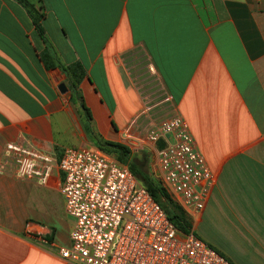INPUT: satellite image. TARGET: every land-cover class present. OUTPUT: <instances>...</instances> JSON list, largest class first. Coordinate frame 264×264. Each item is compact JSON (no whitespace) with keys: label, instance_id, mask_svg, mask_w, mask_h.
<instances>
[{"label":"crops","instance_id":"0c3cea01","mask_svg":"<svg viewBox=\"0 0 264 264\" xmlns=\"http://www.w3.org/2000/svg\"><path fill=\"white\" fill-rule=\"evenodd\" d=\"M41 1L59 59L85 70L90 116L61 68L43 64L25 9L0 0V264H79L57 253L73 221L60 173L53 167L43 183L15 175L1 162L3 144L21 137L58 156L66 146L99 148L96 129L103 140L135 135L142 100L130 69L154 74L211 173L202 209L186 213L190 228L234 264H264V0ZM131 136L138 142L119 141L129 154L160 143Z\"/></svg>","mask_w":264,"mask_h":264},{"label":"built area","instance_id":"2783aa9c","mask_svg":"<svg viewBox=\"0 0 264 264\" xmlns=\"http://www.w3.org/2000/svg\"><path fill=\"white\" fill-rule=\"evenodd\" d=\"M141 70L145 71L141 76L137 74L138 80L149 72ZM142 83L135 84L137 89ZM163 99L171 100L167 93ZM143 105L142 101L139 111L149 107ZM141 128L150 142L156 144L160 140L155 151L161 183L176 195L185 213L200 211L211 173L196 150L184 119L173 112L155 122L148 121ZM1 162H8L15 175L39 183L47 179L53 167L60 173L57 187L64 211L73 221L69 244L59 246L57 253L67 261L234 264L191 228L178 229L128 165L100 148L66 146L55 156L20 137L5 141Z\"/></svg>","mask_w":264,"mask_h":264},{"label":"trees","instance_id":"16d2710c","mask_svg":"<svg viewBox=\"0 0 264 264\" xmlns=\"http://www.w3.org/2000/svg\"><path fill=\"white\" fill-rule=\"evenodd\" d=\"M15 1L25 9L26 14L43 43V48L39 52V57L43 64L45 67H53L57 65L61 68L73 100L77 101L79 108L87 117H89V109L83 100L79 86L81 79L85 75V70L81 62L78 59H74L70 62L64 63L59 59L55 48L50 42L41 24V18L44 16V8L41 0ZM103 143L105 146L99 145L98 147L104 149L106 152L112 153L118 161L125 162L128 165L129 169L139 177L152 198L163 208L171 222L182 231L188 230L190 228V222L182 207L178 203L172 201L167 188L158 178L153 177L147 171L140 170L136 161L133 160L132 157H129V148L127 145L114 140H103ZM135 166L139 169V172L136 171Z\"/></svg>","mask_w":264,"mask_h":264},{"label":"rangeland","instance_id":"374dc122","mask_svg":"<svg viewBox=\"0 0 264 264\" xmlns=\"http://www.w3.org/2000/svg\"><path fill=\"white\" fill-rule=\"evenodd\" d=\"M130 75H133V80L137 79L135 84H140L144 82L143 80H147L148 83L143 84L139 86V94L141 96L142 101L144 102L145 107L149 105L148 108H145L143 111H139L137 115L133 116L131 119L129 126L135 131V135L131 134L129 132H126L124 136H120L117 131L115 130V133H112L111 131L108 132L105 136L107 139L110 140H115V141H121V140H135L132 138L131 135L137 136L142 140V142L146 141V138L144 137L143 134V128L142 125L148 121L155 122L156 120L168 116L171 113L174 112L173 109V102L171 100H164L163 96L166 94V92L159 86L157 83V79L154 77L153 73L146 72L147 74H144L141 80H138L137 72L141 69H135L132 71L130 69ZM136 74V76H134ZM148 84V86H147ZM142 106V107H143ZM142 109V108H141ZM139 123V125H138ZM93 124L96 125V121H93ZM137 125V126H136ZM100 124H97V127H99ZM137 134V135H136ZM94 138L100 146H105L103 143V133L99 130L96 129L94 132ZM138 142L137 140H135ZM142 148L140 146H135L132 147V150L130 152V156L132 157L133 160L136 161L137 166L140 168L142 171H147L149 172L153 177L158 178V168H157V163H156V151L153 149L152 146L150 147H145V151H141ZM143 153V154H142ZM136 171L139 172L137 167L135 166ZM159 179V178H158ZM167 191L170 194V197L173 202L178 203V199L176 195L167 188ZM204 230L206 232H210L209 236L215 241H222L223 234L215 231L214 229L210 227H205Z\"/></svg>","mask_w":264,"mask_h":264}]
</instances>
